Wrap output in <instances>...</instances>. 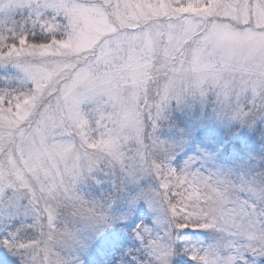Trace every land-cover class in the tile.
Here are the masks:
<instances>
[{"label":"snow or ice","instance_id":"1","mask_svg":"<svg viewBox=\"0 0 264 264\" xmlns=\"http://www.w3.org/2000/svg\"><path fill=\"white\" fill-rule=\"evenodd\" d=\"M0 264H264V0H0Z\"/></svg>","mask_w":264,"mask_h":264}]
</instances>
